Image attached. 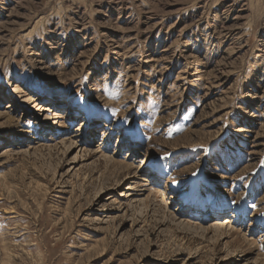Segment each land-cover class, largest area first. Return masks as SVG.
I'll use <instances>...</instances> for the list:
<instances>
[{
	"label": "rangeland",
	"instance_id": "1",
	"mask_svg": "<svg viewBox=\"0 0 264 264\" xmlns=\"http://www.w3.org/2000/svg\"><path fill=\"white\" fill-rule=\"evenodd\" d=\"M0 264H264V0H0Z\"/></svg>",
	"mask_w": 264,
	"mask_h": 264
},
{
	"label": "bare ground",
	"instance_id": "2",
	"mask_svg": "<svg viewBox=\"0 0 264 264\" xmlns=\"http://www.w3.org/2000/svg\"><path fill=\"white\" fill-rule=\"evenodd\" d=\"M42 108V107H41ZM43 109H45L44 107H43ZM14 150H16V147H13L12 145H9V146H6V147H4L3 149H2V152L4 153V152H10V151H14ZM225 220L226 219H224V221L223 222H225ZM227 222V221H226Z\"/></svg>",
	"mask_w": 264,
	"mask_h": 264
}]
</instances>
